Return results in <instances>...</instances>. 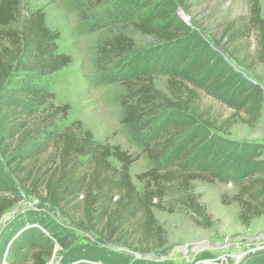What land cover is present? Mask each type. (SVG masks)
Instances as JSON below:
<instances>
[{
	"label": "trees",
	"instance_id": "16d2710c",
	"mask_svg": "<svg viewBox=\"0 0 264 264\" xmlns=\"http://www.w3.org/2000/svg\"><path fill=\"white\" fill-rule=\"evenodd\" d=\"M104 1L96 0V4ZM246 2V18L224 20L219 32L207 36L216 51L237 67L252 71L264 66V21L260 0ZM176 5L186 8L188 0H176ZM173 8L172 0L163 1L140 21L124 10L109 15L97 43L100 70L113 77L114 66L135 51L127 28L158 45L188 40V27L180 19L169 21ZM252 36L255 47L250 57L243 50L249 48ZM59 38L42 9L22 0H0V160L19 190L49 204L71 227L93 235L100 243L143 256L167 245L154 213L167 196L172 204L190 209L208 225L192 186L211 183L222 173L238 186L232 201L239 208L240 224L248 227L264 217V162L255 156L261 147L230 145L217 138L228 135L235 123L253 128L261 120L262 93L256 86L235 83L232 70L223 61H215L206 46L199 49L198 62L184 63L182 71L174 57L151 71L118 74L125 90L118 99L121 124L155 165L166 160L163 167L138 175L137 187L130 168L138 155L128 154L117 144L97 142L80 122L61 127L70 105H55L53 93L42 83L71 64V57L58 51ZM160 71L168 75L164 90L153 82L152 74ZM205 71L207 83L199 80ZM232 80L231 91H223L232 113L224 118L202 104L198 87L203 84L206 90L215 91ZM18 201V190L0 181V219ZM34 224L44 226L52 236L55 233L40 220L31 226L9 223L0 232V264H17L25 249L27 264H47L53 258L55 243ZM54 236L61 249L73 256L71 235ZM68 262L151 264L126 263L98 247L85 249ZM238 264H264V248L247 252Z\"/></svg>",
	"mask_w": 264,
	"mask_h": 264
},
{
	"label": "rangeland",
	"instance_id": "374dc122",
	"mask_svg": "<svg viewBox=\"0 0 264 264\" xmlns=\"http://www.w3.org/2000/svg\"><path fill=\"white\" fill-rule=\"evenodd\" d=\"M163 1L166 0H107L98 5L96 0H22L29 7L44 11L49 26L60 35L57 42L59 53L71 57L68 67L42 80L53 93L55 105H70L68 117L61 123V127L80 122L83 129L89 130L97 142L117 144L128 154L138 155V160L130 168V175L133 183L139 187L136 177L154 167H163L166 160L155 165L142 153L129 129L121 124L122 108L118 99L125 94V90L123 81L117 77L123 73L154 70L159 63H171L174 57L176 62H181L178 68L182 71L184 63L198 62L200 58L197 53L202 46H206L213 51L215 61H223L227 69L232 70L237 77L235 83L237 81L254 85L262 93V118L255 127L235 123L228 135H218L217 138L230 145L261 147L259 154L255 156L256 161L264 162V66H256L252 71L237 67L227 56L213 48L207 36L209 33L219 32V23L224 20L246 18V0H188L186 8L176 5V0H172L174 14L169 21L180 19L191 31L188 40L173 45H158L152 39L141 37L127 28V35L135 44V51L113 67V77L103 73L97 66V43L104 31L100 29L109 15L115 16V13L124 10L131 12L134 20H145ZM260 8L264 21V0H260ZM254 47L255 39L252 36L249 48L244 49L243 53L248 52L252 57ZM163 73L160 71L152 74L153 82L159 90H164L168 78ZM207 75V71L202 73L199 76L200 82L207 83L204 80L208 78ZM232 84L233 80L228 85L220 84L215 91L206 90L202 84L201 88L198 87L202 104L227 118L232 110L224 102L226 99L223 93L230 92ZM221 175V178L211 183L195 182L192 186L196 202L206 216L208 225L195 217L190 209L172 204L167 196L160 208L154 210L157 222L166 233L167 245L161 250L141 256L118 246L104 245L93 235L71 227L58 210L19 190L0 160L2 186L8 185L11 189L18 190L19 195V201L0 219V232L13 221L31 226L35 220H40L55 230L54 235H71L74 244L70 251L74 253L73 256L61 249L48 229L34 224L37 230L55 243V254L47 264H77L68 262L69 258L79 256L85 249L97 247L123 258L126 263L238 264L247 252L264 248V217L254 219L248 227L240 224L239 208L232 201L238 192V186L226 178V173ZM27 251L25 249L22 252L23 256L17 264H27Z\"/></svg>",
	"mask_w": 264,
	"mask_h": 264
},
{
	"label": "water",
	"instance_id": "95a60500",
	"mask_svg": "<svg viewBox=\"0 0 264 264\" xmlns=\"http://www.w3.org/2000/svg\"><path fill=\"white\" fill-rule=\"evenodd\" d=\"M139 255V254H138ZM142 256V255H141Z\"/></svg>",
	"mask_w": 264,
	"mask_h": 264
}]
</instances>
